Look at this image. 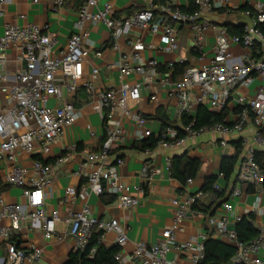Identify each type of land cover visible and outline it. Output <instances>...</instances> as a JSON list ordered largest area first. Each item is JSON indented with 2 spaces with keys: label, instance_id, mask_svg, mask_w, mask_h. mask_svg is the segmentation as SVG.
<instances>
[{
  "label": "built area",
  "instance_id": "2783aa9c",
  "mask_svg": "<svg viewBox=\"0 0 264 264\" xmlns=\"http://www.w3.org/2000/svg\"><path fill=\"white\" fill-rule=\"evenodd\" d=\"M14 1L19 0H0V15L4 13L5 6ZM113 1L106 0L100 4L99 0H85L78 11L76 30L63 47H57L48 25L35 22L22 25L8 23L0 37V183L20 187L24 198L20 204L11 202L0 189V264H34L43 258L42 246L22 242L24 227L34 231L41 229L46 239L57 237L63 240L69 235L74 239V249H85L94 229L102 231L101 238L114 232L115 244L120 247L116 259L123 264L122 247L128 240L127 227L116 217L97 216L89 197L106 193L117 197L123 208L140 204L136 191L144 192L145 188L126 183L120 175L123 158L115 157L114 161L111 158L115 146L130 136L123 118L131 120L139 135L148 137L154 134L149 119L134 111L131 103L140 98L143 84L155 77L160 78L163 86L170 87V94L177 99L176 116L180 119L184 114L192 117L187 123H170L162 127L155 134L157 146L179 147L186 139L204 132L220 134V144L226 146L232 136L241 133L248 123L256 128L254 140L264 146V29L259 25L264 23V0H254L246 9L250 21L244 24L242 33L231 34L226 26L219 27L209 57L205 55L204 45L207 29L212 24L204 19V15L213 8L225 6L229 0H195L198 8L193 11L164 4L161 6V23L156 22L151 8L117 17ZM55 2L58 7L64 4V0ZM172 22L187 24L191 28L201 59L189 64L181 79L165 77L159 71L157 58L143 57L145 43L141 37L130 41L131 55L118 62L123 78L118 86L98 88L93 81L100 73L98 67L92 69L91 78H85L84 60L91 53L102 55V51L89 42L88 23L105 24L112 31L114 40L131 26L148 28L163 35L164 50L174 51L180 43L177 28ZM234 46L241 51L234 53ZM10 51L15 52L21 65L13 72H5ZM145 65L149 73L145 71ZM135 70L143 73L144 79L130 83L126 77ZM82 85L89 103L102 115L105 140L98 151L80 155L74 173L85 181L79 186H68L65 201L74 202L82 198L83 204L62 216L58 209L46 207V190L52 185L56 168L72 161L79 148L77 143H73L66 146L60 155L52 159L49 156L64 129L77 120L79 110L73 100L59 104L52 103V99H64L66 93L72 95ZM201 104L224 112L223 121L195 127L192 113ZM180 131L183 136H179ZM254 151V146L246 145L236 165V179L246 188L234 186L221 204L223 216L211 221L217 232L236 248L234 255L222 264H264V171L255 160ZM155 174L156 170L146 168V180H152ZM192 181L193 177L187 178V182ZM213 188L221 190L224 186L217 180ZM244 194L253 196L246 213L252 215L253 224L259 230V235L248 243L240 240L235 227L244 216L236 212L235 198ZM204 195L205 192L200 190L172 198L171 203L175 206L173 221L162 230L161 239L152 243L146 240L137 242L127 259L135 264H175L176 259H169L168 253L177 248L189 251L193 264H201L207 234L204 232L200 240L179 241L177 233L183 229L185 220L198 212L194 205ZM211 196L216 197L214 194ZM60 222L64 227L57 230ZM94 252L92 248L90 256Z\"/></svg>",
  "mask_w": 264,
  "mask_h": 264
},
{
  "label": "crops",
  "instance_id": "0c3cea01",
  "mask_svg": "<svg viewBox=\"0 0 264 264\" xmlns=\"http://www.w3.org/2000/svg\"><path fill=\"white\" fill-rule=\"evenodd\" d=\"M85 0H64L62 7L56 5L55 0H19L5 6L4 13L0 15V37L3 35L4 28L8 23L18 25L27 22H35L41 25H48V30L56 40L57 47H63L67 44L69 36L76 30L75 22L78 19L79 7ZM106 0H99L102 4ZM165 1V2H164ZM154 3L153 0H114V11L117 17H123L134 11L151 8L156 16V22L163 21L161 6L171 4L173 7L181 9L187 5V0H164ZM221 0H213L218 2ZM254 0H229L221 8H213L211 12L204 15V19L210 22L205 38V55L211 56L216 42L218 29L229 23L245 24L250 21L246 14V6L253 4ZM182 10V9H181ZM178 32L180 46L174 51L163 49L164 40L161 33H154L150 29H141L138 26H131L127 32L122 34L117 40H114L112 31L103 23L97 25L88 23L86 27L90 29L89 42L96 49L102 51L101 56L91 53L83 62L85 78H91V72L94 67H98L100 73L94 78V83L98 88H109L118 86L122 82L119 60L127 55H131L133 49L130 41L137 37L144 40L145 48L142 55L145 59L157 58L159 71L165 77L179 80L182 74L173 71L174 64H189L200 62L199 52L196 51L194 43V32L187 24L172 22ZM117 47L114 48V42ZM234 53H239L241 49L238 46L233 47ZM21 62L16 59L15 52H9V61L4 66L5 72H13ZM145 71L149 73L148 66L145 65ZM144 74L135 70L126 80L130 83L143 81ZM259 82V81H258ZM65 100H73L79 110V116L75 123L66 127L62 136L52 147V154L49 158L60 155L63 149L73 143L78 145V153L74 155L73 160L56 168L52 185L47 188L46 207L49 210L58 209L62 216H65L70 209H79L83 204L82 198H77L74 202L65 201V191L70 185L79 186L83 181L78 177L74 170L78 167L80 155L88 151H98L105 140V131L103 118L100 112L93 109L88 101V95L85 87L80 86L72 95L65 94L64 99L53 98L52 103L62 104ZM206 106V105H205ZM178 101L170 94V87L163 86L160 78L155 77L150 82L143 84L140 98L131 103V108L145 115L154 131V136L162 128V118L168 119L171 123L181 125L182 118L176 116ZM208 108V106H206ZM198 106L194 109L192 116L196 115ZM209 109V108H208ZM211 110V109H210ZM214 112H220L212 110ZM124 124L130 130V136L127 140L113 149L115 157L123 158L124 162L120 166V175L122 179L132 186L144 187V192L136 191L140 197V204L133 208H123L119 205L118 198L111 196L110 202H104L102 196L91 194L89 203L94 213L101 218L116 217L127 227L128 240L122 247L124 257L123 264H135L127 259L136 243L141 240L156 242L161 239L162 230L170 226L173 221L175 206L171 203L172 198L186 193H195L202 190L205 178L209 175H218V181L225 186V178L221 173V163L224 156L236 154L234 140L242 139L244 148L246 145H252L255 149L264 150V146L254 140L256 128L248 123L245 129L234 136L226 146L220 144L221 136L218 133L204 132L190 137L185 142L174 148H165L155 146L154 148L144 147L146 136H141L136 132L135 126L129 118H123ZM186 154L188 157H198L202 160V167L192 182L181 183L173 177L168 165V159L173 156ZM242 154V153H241ZM240 154V155H241ZM240 158V156H239ZM148 167L156 170L153 179L148 181L145 178V171ZM236 167L231 178L236 179ZM233 183V182H232ZM233 186V184H232ZM235 186L243 189L246 185L237 180ZM231 187V185H230ZM0 188L1 185H0ZM6 198L15 203H23L22 189L18 186H5L2 188ZM110 196V195H108ZM204 202L208 201L206 194L200 198ZM253 200L251 194L242 195L235 198L236 212L247 215L250 203ZM224 210L221 205L216 209L211 218H206L203 212H196L187 218L183 229L177 233L179 241L186 239L200 240L204 232H210L212 237L228 243L216 230L213 219L223 216ZM64 227L60 222L57 230ZM22 242L27 244H37L44 248V255L41 260L34 264H64L70 252L74 250V239L66 235L63 240L53 237L46 239L43 232L30 230L24 227L22 233ZM101 242L107 246L115 244V233H106ZM169 259H176L175 264H193L191 253L187 250L172 248L168 253Z\"/></svg>",
  "mask_w": 264,
  "mask_h": 264
},
{
  "label": "trees",
  "instance_id": "16d2710c",
  "mask_svg": "<svg viewBox=\"0 0 264 264\" xmlns=\"http://www.w3.org/2000/svg\"><path fill=\"white\" fill-rule=\"evenodd\" d=\"M153 2L156 3L159 2V0H153ZM197 8L198 5L195 0H187V5L181 7V9L185 11H193ZM248 8L249 6L245 7V9ZM259 25H261V27L264 29V23H260ZM226 27L231 34H237L242 33L244 24L229 23L226 25ZM187 67L188 62L174 64L173 71L183 74ZM193 117L195 118L194 126L199 128L205 125H212L216 122H222L224 118V112H214L208 109L205 105L201 104L198 106L196 115ZM191 119L192 117L187 114L182 116L183 123H187ZM161 120L162 127L171 123L166 118H162ZM262 133L264 135V130H262ZM183 135L184 133L180 131L179 136ZM157 142V136H149L146 141L144 140L143 146L154 148L157 145ZM233 143L236 146V154L224 156L222 158L220 168L221 173H223L225 178L226 185L221 190H215L213 185L218 180V175L213 174L207 176L205 178L204 185L202 186V190L205 192L208 201L204 202L200 199L194 205V208L198 212H203L206 218H211L215 214L216 209L223 203L225 199L229 197L230 191L236 185L237 180L232 181L231 178L235 171L239 156L243 151L244 145L242 139L234 140ZM254 158L261 165V168L264 171V150L255 149ZM202 164V160L198 157H188L186 154L176 155L171 158L170 172L173 177L177 178L181 183H184L188 177H196L198 175ZM0 185L2 188L5 187V185H2L1 183ZM211 194H214L216 197L213 198ZM101 196L104 202H110L113 199L106 193H103ZM235 227L238 237L243 242H251L259 235V230L253 224L251 214L244 215L241 220L237 221ZM101 235V230L94 229L85 249L72 250L64 264H121L116 259V254L120 247L117 244L110 246L103 244L101 242ZM92 248L95 249V252L93 253V256H90V251ZM235 252V246L219 239H215L212 237L210 232H207V237L204 239V256L201 259V264H222L223 262L228 261Z\"/></svg>",
  "mask_w": 264,
  "mask_h": 264
},
{
  "label": "water",
  "instance_id": "95a60500",
  "mask_svg": "<svg viewBox=\"0 0 264 264\" xmlns=\"http://www.w3.org/2000/svg\"><path fill=\"white\" fill-rule=\"evenodd\" d=\"M226 200V199H225Z\"/></svg>",
  "mask_w": 264,
  "mask_h": 264
}]
</instances>
